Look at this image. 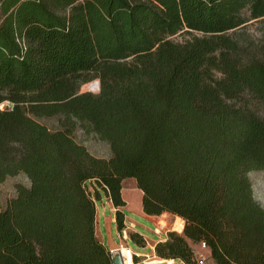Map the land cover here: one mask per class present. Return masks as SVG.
Segmentation results:
<instances>
[{"label": "trees", "instance_id": "trees-1", "mask_svg": "<svg viewBox=\"0 0 264 264\" xmlns=\"http://www.w3.org/2000/svg\"><path fill=\"white\" fill-rule=\"evenodd\" d=\"M255 21L264 0H0V181L29 180L0 208V264H113L96 201L111 200L122 230L126 178L146 214L184 220L158 257L197 264L205 242L214 264H264L248 176L264 169V118L234 102L264 103V44L236 34ZM93 78L99 91L80 92ZM77 126L110 157L77 142Z\"/></svg>", "mask_w": 264, "mask_h": 264}, {"label": "crops", "instance_id": "crops-1", "mask_svg": "<svg viewBox=\"0 0 264 264\" xmlns=\"http://www.w3.org/2000/svg\"><path fill=\"white\" fill-rule=\"evenodd\" d=\"M102 197L104 198L102 207L104 210L107 208L108 212L106 213L104 210L101 211L98 202L96 201V232L99 239L108 250L126 245L137 255L136 259L139 264H166L167 262L184 264L179 259L160 258L154 251V245L167 238L168 230H182L184 224L183 218L175 216L172 223L170 219L171 215L168 213L159 216L146 214L142 207L141 189L137 187L134 178H126L122 181L121 187V197L125 204L119 207L124 214V228L119 230L115 221V211L117 208L112 204L111 200L105 196V194L100 197V200H102ZM139 219L152 222L154 227L150 228ZM145 230L151 231L153 235H148ZM129 232H137L142 235L145 240V246L141 248L148 249V251L142 252L138 249H134L130 245L131 240L128 237ZM196 246H198V244H196ZM195 252L206 256L205 264H214L213 260L210 258L208 249H201L198 246V249H195ZM145 256H147V258H144Z\"/></svg>", "mask_w": 264, "mask_h": 264}, {"label": "rangeland", "instance_id": "rangeland-1", "mask_svg": "<svg viewBox=\"0 0 264 264\" xmlns=\"http://www.w3.org/2000/svg\"><path fill=\"white\" fill-rule=\"evenodd\" d=\"M236 34L241 42L253 48H259L264 44V23L258 21L249 23L245 27L238 29V32ZM182 38L183 36L181 34L174 36L175 40H181ZM96 81L99 80L97 78H93L90 81L83 83L80 86L79 91L97 93L99 91V86H97ZM234 102H236L237 104L248 103L250 107H252L261 117L264 118V103L257 100L256 98L244 94L235 98ZM6 104L7 103L0 104V108L4 107ZM38 120L52 130L58 129L60 127L56 117H40L38 118ZM73 137L77 142L83 144L91 154L103 158L110 157L111 151L108 143L106 141L98 139L93 133H88L80 126H77L73 131ZM248 176L252 184L253 196L264 208V169L252 170L248 173ZM16 183H23L27 185L29 183V180L23 173H19L14 176H8L4 181H0V208L5 205L8 198L14 195V186ZM103 201V197L102 200H97L98 206L101 211L104 210L102 207ZM104 212L107 213L108 209L105 208ZM170 219L173 223L175 216L171 215ZM139 220L143 221L150 228L154 227V224L150 221L141 219ZM168 231L175 230L170 229ZM145 232L148 235H153L151 231L145 230ZM130 245L134 249H138L139 251H148V249H143L136 246L133 242H130ZM192 247L194 249H198V246H196V244H192Z\"/></svg>", "mask_w": 264, "mask_h": 264}, {"label": "built area", "instance_id": "built-area-1", "mask_svg": "<svg viewBox=\"0 0 264 264\" xmlns=\"http://www.w3.org/2000/svg\"><path fill=\"white\" fill-rule=\"evenodd\" d=\"M183 227H184V224H183ZM182 230H183V228H182ZM181 231H177V232L180 233ZM198 246L201 249H208V247L205 244V242L198 243ZM116 249H118L120 251V253H121L123 264H139L138 260L136 259L137 255L133 252V250L129 246L124 245V246H120L119 248L110 249L109 250L110 251V255ZM195 253H196L197 264H205L206 256H204L203 254H200L198 252H195ZM144 258H147V256H145ZM166 264H173V263L172 262H167Z\"/></svg>", "mask_w": 264, "mask_h": 264}, {"label": "water", "instance_id": "water-1", "mask_svg": "<svg viewBox=\"0 0 264 264\" xmlns=\"http://www.w3.org/2000/svg\"><path fill=\"white\" fill-rule=\"evenodd\" d=\"M97 86H99V81H96ZM111 259L113 264H123L121 253L118 249L111 253Z\"/></svg>", "mask_w": 264, "mask_h": 264}]
</instances>
